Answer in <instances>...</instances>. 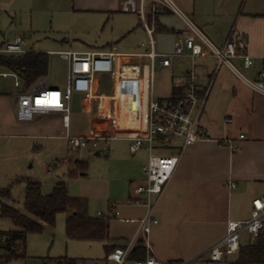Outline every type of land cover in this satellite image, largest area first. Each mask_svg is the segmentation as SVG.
Masks as SVG:
<instances>
[{
  "label": "crops",
  "instance_id": "crops-1",
  "mask_svg": "<svg viewBox=\"0 0 264 264\" xmlns=\"http://www.w3.org/2000/svg\"><path fill=\"white\" fill-rule=\"evenodd\" d=\"M129 1L133 5L128 4ZM174 1L218 48L224 47L232 30L242 34L248 42V52L254 58V66L246 69L240 59H236L234 63L248 80H258L264 67V0ZM133 7L135 11H127ZM73 12L99 15L107 19L106 23H111L116 35L110 41L73 52L108 51L115 48L118 55L113 60V71L96 78L92 95L75 94L72 97L69 128L64 127L62 114L40 116L33 122L24 123L25 126L44 130L49 138L60 139L69 148V137H92L72 130L73 116L79 114V109L81 115L90 117L110 114L111 120L115 118L120 125L115 128L134 134L114 139L128 142L132 157L145 154L142 180L131 181L129 184L130 200L133 191L146 184L144 168L149 158L146 148L132 152L130 139L147 135L148 106L151 99H176L183 95L187 73L194 65L199 76L200 98L206 97L200 126L210 141L200 142L182 155L171 181L156 204L154 216L159 223L152 227L148 239L152 253L164 264H189L196 260V251L178 248L173 241L202 236L210 242L205 250L209 259V249L225 237L228 222L248 220L253 202L264 199V96L254 92L213 57H198L193 60L188 50H185L182 57H174L175 44L183 43L190 36V31L178 16L157 0H73ZM148 29H153L155 52L172 55L169 67L163 66L161 62L153 65L147 57L153 49ZM132 38L134 40L130 49L120 52L119 49L126 47ZM7 42L10 41L2 40L0 49ZM26 47L30 52L35 51L34 46L29 47L27 41ZM157 69L160 70L158 74ZM4 71L8 73V70ZM42 83L46 84V80L35 87ZM66 83L55 89H63ZM4 97L7 96H0V102ZM17 97L12 108L15 117ZM41 117H50L51 124L43 122ZM2 128L0 123V131ZM241 136H244L243 140L240 139ZM226 140L234 141L237 152L233 153L228 147L218 143ZM94 153L96 156L104 154ZM84 175L86 174L82 173ZM126 206L139 209V216L125 217L117 207L113 208L116 211L114 219L110 217L111 212H101L112 220L110 240L101 243L107 254L104 264H116L112 260V254L128 248L138 232L140 221L146 216V207L129 203ZM101 214L99 213V217ZM114 220L131 225L130 232L118 238L113 237ZM48 230L51 233V229ZM244 235L248 239L244 244L241 240V247L255 241L247 233ZM140 244L143 246L140 241L136 247ZM237 255L226 264L235 260ZM82 260L86 264V260ZM136 260L129 259L125 264H134Z\"/></svg>",
  "mask_w": 264,
  "mask_h": 264
},
{
  "label": "rangeland",
  "instance_id": "rangeland-1",
  "mask_svg": "<svg viewBox=\"0 0 264 264\" xmlns=\"http://www.w3.org/2000/svg\"><path fill=\"white\" fill-rule=\"evenodd\" d=\"M106 21L99 15L73 12V0H0V42L4 39L12 41L21 35L29 47L34 46L35 51L47 54L50 51H84L110 41L116 31L113 32L111 23ZM133 40L119 51H128ZM49 58V76L39 82L46 80L48 88H61L67 80L68 63L59 55H49ZM2 73H5L4 69L0 70ZM156 73L160 70L157 69ZM25 92L24 84L16 87L13 77L0 76V96H7L0 102V123L3 126L0 131V202L24 213L29 181L38 182L44 195H49L57 182L62 181L67 184L71 197L88 201L92 218H99L101 212L115 211L113 206L125 217L139 216V209L126 204L130 182L143 178L145 154L132 157L129 143L114 139L134 134L115 128L120 125L115 118L111 120L110 114L90 117L81 115L79 109V114L73 116L74 132L95 138L108 134L112 141L109 152L100 156L90 149L70 152L64 141L49 138L44 130L30 129L17 122L12 114L14 99ZM49 118L41 117L43 122L51 124ZM77 161L86 164L84 171L79 170ZM82 173L86 175L82 176ZM5 191H9L8 197L4 195ZM67 218L66 213H60L51 233L30 234L26 240V258L10 264H59L63 258L85 259L86 264H104L107 254L101 243L68 239ZM129 226L114 220L113 237L128 234ZM12 229L14 225L10 220L0 218V231ZM247 239L248 236L244 235L242 243H247ZM174 243L178 248L196 251V260L189 264H206L205 250L210 242L202 236Z\"/></svg>",
  "mask_w": 264,
  "mask_h": 264
},
{
  "label": "built area",
  "instance_id": "built-area-1",
  "mask_svg": "<svg viewBox=\"0 0 264 264\" xmlns=\"http://www.w3.org/2000/svg\"><path fill=\"white\" fill-rule=\"evenodd\" d=\"M162 6L172 11L187 26L190 36L183 43H176L174 57H182L185 50L190 57H213L219 65L228 67L238 78L243 80L254 92L264 96V67L257 81L248 80L237 68L234 61L240 59L244 68L254 66V58L248 52V42L242 34L234 30L230 33L223 48L216 47L208 37L196 26L192 20L180 9L174 0H157ZM128 4L133 5L132 1ZM135 11L134 7L131 10ZM142 13V12H140ZM153 48L147 57L153 65L158 62L169 67L172 55L159 54L154 50L152 39L153 29H148ZM30 50L26 47V40L16 36L0 49L1 55L22 58ZM48 55L61 56L68 63L67 83L63 89L48 88L45 83L20 94L17 97L16 120L20 123L33 122L37 117L51 114H62L63 125L70 127L71 100L75 94L90 96L94 90L96 78L99 75L109 74L113 71V60L118 55L116 49L108 51H58L49 52ZM3 78L13 77L15 86L23 84L22 79L14 72L0 74ZM206 97L199 95V76L193 65L187 73L184 93L176 99H151L148 106V133L144 137L130 139L131 151L135 152L146 148L149 152L148 163L144 168L146 184L136 188L133 196L127 203L135 206H144L146 216L140 221L138 232L126 250H117L112 254L116 264H125L132 251L141 241L146 249V257L136 260L134 264H164L151 251L149 235L152 227L159 223L154 216L156 204L163 196L171 181L182 155L190 147L207 142L210 139L200 126V119L205 107ZM241 140L244 136L240 137ZM69 151L77 153L82 149H91L98 153H108L112 139L101 137H69ZM179 143V145H178ZM221 146L228 147L233 153L237 147L233 140L219 141ZM174 151V153H172ZM232 187H235L231 184ZM115 208V206H113ZM103 215L101 214L100 217ZM116 211L110 213L114 218ZM247 233L252 240H256L264 233V199L253 202L251 217L245 221H229L225 237L212 246L208 251V264H226L236 256L241 248L243 234Z\"/></svg>",
  "mask_w": 264,
  "mask_h": 264
},
{
  "label": "trees",
  "instance_id": "trees-1",
  "mask_svg": "<svg viewBox=\"0 0 264 264\" xmlns=\"http://www.w3.org/2000/svg\"><path fill=\"white\" fill-rule=\"evenodd\" d=\"M0 69L16 73L23 81L24 90L29 91L39 81L46 79L50 71V58L47 53L29 52L22 58L0 54ZM84 171L86 164H77ZM25 212L0 202V218L10 220L14 230L0 231V264L25 259L26 240L30 234H40L45 228L52 229L60 213L68 215L66 235L68 239L83 242L106 243L110 240L111 218L89 216V203L85 199L69 195L67 184L59 182L49 195L42 193L41 185L29 181L26 187ZM9 196V191L4 192ZM107 248V247H106ZM146 257L145 246L134 248L130 259L142 260ZM59 264H85L82 259L63 258ZM230 264H264V233L240 251Z\"/></svg>",
  "mask_w": 264,
  "mask_h": 264
},
{
  "label": "water",
  "instance_id": "water-1",
  "mask_svg": "<svg viewBox=\"0 0 264 264\" xmlns=\"http://www.w3.org/2000/svg\"><path fill=\"white\" fill-rule=\"evenodd\" d=\"M98 155V154H97ZM45 232L50 233V231L48 230V228H45Z\"/></svg>",
  "mask_w": 264,
  "mask_h": 264
}]
</instances>
